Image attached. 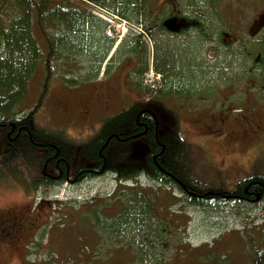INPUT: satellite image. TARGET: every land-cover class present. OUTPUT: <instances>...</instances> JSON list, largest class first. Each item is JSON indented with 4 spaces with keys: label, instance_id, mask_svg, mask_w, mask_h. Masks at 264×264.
I'll list each match as a JSON object with an SVG mask.
<instances>
[{
    "label": "rangeland",
    "instance_id": "1",
    "mask_svg": "<svg viewBox=\"0 0 264 264\" xmlns=\"http://www.w3.org/2000/svg\"><path fill=\"white\" fill-rule=\"evenodd\" d=\"M171 1L150 0V13L142 22L144 28L153 20L152 14L162 17ZM263 5L264 0H217L215 11L212 8V13L198 15L205 22L196 15H188L200 23L214 24L216 29L212 32L219 29L242 35V40L223 43L217 34V40L211 43L219 53L212 50L209 39L188 41L185 35H178L172 41L196 46L199 59L207 61L206 69H210L209 60L213 56L216 61L213 70L226 73L227 77L220 80L216 76L209 86L188 95L190 101L181 108L174 122L166 111L146 103V97L143 99V104L158 115L160 130L174 129L180 133L187 144L191 173L202 185L206 184L202 189L216 190L210 194L225 197L228 194L224 191H232L237 181L264 173V42L250 38L248 32L250 21ZM91 11L97 15L96 10ZM110 25L107 33L117 37V42L110 52L111 62L109 56L106 58L110 63L107 74L105 61L96 78L69 86L55 77L42 94L44 69L40 62L30 76L20 104L19 110H28L40 101L31 119V129L62 132L65 140L76 147V154L95 135L105 118L128 107L137 96L129 82L138 52L130 54L133 51L127 45L140 32L139 25L118 18H112ZM159 31L155 28L141 33L145 54L140 61L145 78L152 83L157 81L158 74L153 69L152 79L148 77L151 60L159 63L169 46L167 36ZM124 52L128 54L122 56ZM257 54L260 58L255 61ZM87 55L83 54L78 66L87 68ZM224 64L229 66L225 68ZM76 70L84 71L83 68ZM164 97L158 99L165 104ZM142 139L128 141V156L135 163L143 164L142 167H149V147ZM222 165L231 170L224 179L219 174ZM43 172L53 175L56 169L43 165ZM23 173L17 170L13 177L0 170V214L7 212L17 217L21 225L16 243L0 247V264H255L254 248H264V241L259 237L264 230V198L255 203L212 199L203 205L186 199L176 186H149L145 180L139 182L141 188L135 180L121 184L118 175L110 170L76 183L59 185H44L40 174L31 167L25 171L23 183ZM32 178L39 181L33 184ZM137 191L152 202L151 213L157 216L149 220L151 226H156L153 233L157 242L155 247L147 246L151 261L138 257V248L122 246L124 236L115 238L110 231L112 223L130 203L131 193ZM249 237L253 239L251 245ZM125 239L128 245L132 237L128 234Z\"/></svg>",
    "mask_w": 264,
    "mask_h": 264
},
{
    "label": "trees",
    "instance_id": "2",
    "mask_svg": "<svg viewBox=\"0 0 264 264\" xmlns=\"http://www.w3.org/2000/svg\"><path fill=\"white\" fill-rule=\"evenodd\" d=\"M180 1L183 7L185 6L190 12L198 9L202 14L212 13V8L215 11L217 4V0ZM149 3L150 0H0V170L2 169L4 173L7 172L13 177L16 176L17 170H22L24 173L20 175L23 176L21 181L24 183L25 171L31 167L40 174V181L44 185H55L60 184L61 181L55 183L42 177L41 170L44 162L54 154L63 157V160L59 162V167L65 173L74 156L78 161H82V164H103L105 170L116 172V175L124 180H137L142 172L149 178L147 183L149 186L157 183L159 186L169 188L175 185L191 202L198 201L205 205L208 200L212 199L228 200L222 195L207 194L216 190L202 189L206 184L202 185L200 180L191 173L192 166L187 144L181 139L179 132L177 133L174 129L159 130L160 143H158L151 117L142 114L136 120V114L141 106L140 101H133L128 107L105 118L99 130L77 154L76 147L65 140L62 132L31 129V119L40 101L33 108L19 110L21 101L28 90L30 76L40 62L44 69V78L41 83L42 94L50 85L52 78L57 77L64 84L75 86L94 79L99 74L100 67L114 45L116 37H111L107 33L108 23L94 14L92 9L99 11L105 9L118 19L128 20L132 25H139L140 32L135 35L134 39L128 41L127 48L134 51L141 47L144 51L141 33L146 34L149 30L148 27L144 28L145 23L142 22L147 13H150ZM151 17L153 20L148 25L159 29L160 27L155 25V20L161 17H155L153 14ZM198 18L201 22H205L203 17ZM209 24L212 27L211 30L214 31L216 29L213 28L214 24ZM159 33L165 34L163 31ZM211 36L217 35L211 32ZM207 38L203 35L199 39L206 40ZM164 52L159 63H155V70L162 74L164 85L169 87L186 89L188 93L202 90L206 85L209 86L216 76L220 80L227 77L226 73L221 74L220 71H214L216 66H211L212 70L211 67L210 69L197 68V65L193 64V59L200 60L197 55L199 51L194 45L175 43L164 49ZM84 53H87L89 58L86 63L87 68L86 65L78 66L82 62L80 58ZM108 61L105 65V74L110 67ZM226 66L229 64H224L225 68ZM260 67H255V69ZM78 68H83L84 71L76 70ZM218 68L221 69V67ZM142 122L146 124L147 131L140 137L149 147L147 152L149 167H142V164L135 163L128 156L130 153L127 147L128 141L135 138V133L143 132ZM11 126H16V128L21 126V129L28 128L31 137L22 131L20 135L23 134L24 140L18 139L10 142L6 134L11 130ZM135 127L138 129L135 130ZM161 146L164 148L162 149ZM156 152L160 154L156 156L154 162L151 157ZM49 166L54 167V162L49 163ZM32 179L33 184L39 181L36 178ZM175 180L183 183L187 192ZM138 181L136 183H139ZM136 186L142 187L140 183ZM247 186L248 191L251 192L245 196L248 199L237 198L239 201L252 202L251 199L255 197L254 192H257L260 198H264V173L259 172L237 181L232 193L245 194L244 190ZM220 191L224 190L220 188ZM189 193L198 194V196H190ZM131 198L130 203L126 204V210L119 215L120 218H116L112 223L110 231L115 238L124 236L121 240L122 246L131 249L138 248L137 256L151 261L148 247H155L157 242L156 235L153 233L156 226H151L149 220L157 216L151 213L152 202L141 197L139 191L132 192ZM93 210L92 212L95 213L96 210ZM128 234L132 239L127 245L125 237ZM259 237L264 241V230L260 232ZM252 240V237L248 238L250 245ZM253 251L255 264H264V248L255 247Z\"/></svg>",
    "mask_w": 264,
    "mask_h": 264
},
{
    "label": "flooded vegetation",
    "instance_id": "3",
    "mask_svg": "<svg viewBox=\"0 0 264 264\" xmlns=\"http://www.w3.org/2000/svg\"><path fill=\"white\" fill-rule=\"evenodd\" d=\"M170 8H165L164 13L162 14V17L160 19L155 20V25H159V30L163 31L165 35L167 36V41L168 44L171 45L173 44V40L176 38L178 35H185V38H188V41L192 39H198L205 35L209 39L210 47H212V50H214V46L212 45L211 42L217 40L215 37L211 36V25L207 22L205 24H201L198 20V15L205 16L206 13L202 14L201 11L193 9V12H190L189 10L185 9L181 2L179 0H172L169 2ZM263 4V3H262ZM264 6V5H263ZM185 11H188L185 12ZM188 15H196V18H190ZM207 15V14H206ZM262 17V19H261ZM168 18H176V24L179 25V28L177 31H171L169 30L165 25L164 21ZM148 30H154L156 27L155 26H150L148 25ZM157 29V28H156ZM248 32H252L254 35V39L258 40L260 39L261 41L264 42V7L261 8L256 14L253 16L252 20L250 21L249 24V29ZM214 34H219L220 36L217 37L219 40H222L225 35L229 36V38L234 39L235 41L238 40L237 35H233L230 32H225V31H220L219 29L216 30V32H213ZM196 34V35H195ZM225 34V35H224ZM202 35V36H201ZM252 35V36H253ZM198 36V37H197ZM197 37V38H195ZM138 52V57L135 60V65L133 66V71L131 75V82L130 85L134 92L137 93V96L134 98L133 101H140L141 106L138 109V113L136 114V120L140 117L142 114H147L151 117L154 123V128H155V138L160 143L158 137H159V125H158V115L155 113L153 109L148 107L146 103L152 104V106L156 108H160L162 111H166L164 113H168L172 117V121H177L178 120V115L181 113L180 110L184 105H187V103L190 101V98L188 95H192L193 92H186V89H178L177 87L174 86H167L164 85L163 83V76L162 74L157 71L160 75V84L158 85L159 87H154L151 86L150 84L147 85L145 83L144 79V66H142V62L140 61V57L142 54H145V50L143 51L142 48L135 49L133 52ZM216 53H219V50L216 49L214 50ZM152 54L154 50H151ZM209 62L211 67L212 65L216 64V61L213 56H210ZM256 58H260V54H257ZM146 61V58H145ZM145 61L143 65L145 64ZM151 64L153 69H155V61L151 60ZM193 64L197 65V68H206L207 67V61L203 60H196L193 59ZM149 65V63H147ZM147 87H151L153 89H148ZM173 94V95H172ZM164 97L165 104H170V106H166L158 97ZM179 96V97H178ZM147 98V101L145 104H143V99ZM175 97V98H174ZM211 116V115H210ZM143 123V122H142ZM11 130L8 131L6 134L7 138L9 139L10 142H13L14 140H24L23 134L20 135L22 131L26 132L29 137H31V134L28 130L26 129H21V126L16 128V126H11ZM24 127V126H23ZM143 132H137L134 135H137L140 137L142 134H145L147 131L146 124L143 123ZM135 130L138 128H134ZM178 133V131H176ZM127 133V132H126ZM180 135V133H178ZM162 149L164 146H161ZM58 153V152H57ZM160 154V153H159ZM157 152L152 155L151 159L155 162L156 161V156L159 155ZM57 154H54L52 156H49L47 160L44 163V166L47 167L49 163L54 162V168L56 169V174L49 175L47 173H42L44 179H49L55 183L61 182H67V183H76L80 180H83L84 178L88 176H94L99 173H103L105 170L104 165L102 164H97V163H84L82 164V161H78L77 157H73V159L70 161L66 168V172L64 173L61 168L59 167V162L63 160V157H58ZM107 171V170H105ZM231 170L224 165L220 167L219 174L222 179L226 178L228 172ZM246 178V177H245ZM244 179V178H243ZM176 181V180H175ZM177 184L183 188L184 191H186V187L184 186L183 183L180 181H176ZM175 186V185H174ZM177 187V186H176ZM178 188V187H177ZM179 189V188H178ZM181 194L183 193L181 189ZM245 194H236L233 193L232 195L235 198H240L242 200H247L248 198L245 197L247 194H250L251 192L248 191V186L245 187L244 190ZM187 192V191H186ZM184 194V193H183ZM255 194L254 199H251L253 203H255L258 200H255L256 195L258 194L257 192H254L253 195ZM197 195L198 194H193ZM201 195V194H200ZM260 196V195H259ZM196 202V201H193ZM247 202V201H243ZM251 202V201H250ZM21 229L20 221L17 219L15 216L9 215L7 212L4 214H0V247L2 246H11L16 243L18 239V234L19 230Z\"/></svg>",
    "mask_w": 264,
    "mask_h": 264
},
{
    "label": "water",
    "instance_id": "4",
    "mask_svg": "<svg viewBox=\"0 0 264 264\" xmlns=\"http://www.w3.org/2000/svg\"><path fill=\"white\" fill-rule=\"evenodd\" d=\"M262 19V17H261ZM164 25L171 31H177L179 28V25L176 24V19L174 18H169L167 20H165ZM227 41H229V39H225L224 42L227 43ZM14 125V124H12ZM137 136V135H135ZM190 195H193L192 193H189ZM259 198V195L257 194V197L255 198V200H257Z\"/></svg>",
    "mask_w": 264,
    "mask_h": 264
},
{
    "label": "bare ground",
    "instance_id": "5",
    "mask_svg": "<svg viewBox=\"0 0 264 264\" xmlns=\"http://www.w3.org/2000/svg\"><path fill=\"white\" fill-rule=\"evenodd\" d=\"M96 13H97V15H98L99 17H101V18L104 19L105 21H108L109 19L111 20L112 18H118V17H116V16H114V15H111V14H109V13H107V15H105V14H103L104 11L96 10ZM120 20H121V19H120ZM122 21H124V20H122ZM159 84H160V75H158V77H157V81H156V82H154V83H150V85H151V86H154V87L158 86Z\"/></svg>",
    "mask_w": 264,
    "mask_h": 264
}]
</instances>
